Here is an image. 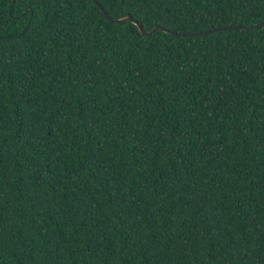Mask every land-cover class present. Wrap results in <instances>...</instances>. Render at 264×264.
Wrapping results in <instances>:
<instances>
[{"label": "trees", "instance_id": "1", "mask_svg": "<svg viewBox=\"0 0 264 264\" xmlns=\"http://www.w3.org/2000/svg\"><path fill=\"white\" fill-rule=\"evenodd\" d=\"M263 21L0 0V264H264Z\"/></svg>", "mask_w": 264, "mask_h": 264}, {"label": "water", "instance_id": "2", "mask_svg": "<svg viewBox=\"0 0 264 264\" xmlns=\"http://www.w3.org/2000/svg\"><path fill=\"white\" fill-rule=\"evenodd\" d=\"M97 4L100 6V8L103 10V12L105 13V15L107 16V18L109 19V21H111V22H116V23H123V22H127V21H129V20H132L133 21V23H135L137 26H138V28H139V30H140V32H141V34L143 35V36H150V35H152L159 27H155V28H153V29H151L150 31H146L145 29H144V27L142 26V24L138 21V20H136V19H133V17L131 16V15H128V16H126V17H122V18H116V19H113V18H111L110 17V15H109V13L106 11V9L104 8V7H102V5L101 4H99L98 2H97ZM264 23V21L262 22V24ZM166 32H170V33H175V32H173V31H171V30H167V29H165V28H163ZM214 30H218V29H214ZM196 33H189V34H184V33H182L181 35H183V36H192V35H195Z\"/></svg>", "mask_w": 264, "mask_h": 264}]
</instances>
